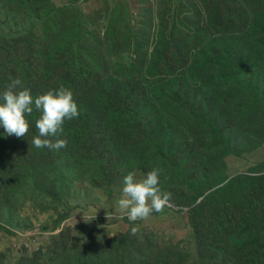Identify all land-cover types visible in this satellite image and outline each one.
I'll use <instances>...</instances> for the list:
<instances>
[{
    "label": "rangeland",
    "instance_id": "374dc122",
    "mask_svg": "<svg viewBox=\"0 0 264 264\" xmlns=\"http://www.w3.org/2000/svg\"><path fill=\"white\" fill-rule=\"evenodd\" d=\"M17 78L79 116L59 151L31 146L34 104L25 137L0 127V264L264 257V0H0V94ZM153 168L170 199L131 222L123 178Z\"/></svg>",
    "mask_w": 264,
    "mask_h": 264
},
{
    "label": "clouds",
    "instance_id": "9594fccd",
    "mask_svg": "<svg viewBox=\"0 0 264 264\" xmlns=\"http://www.w3.org/2000/svg\"><path fill=\"white\" fill-rule=\"evenodd\" d=\"M33 104L41 115L35 126L38 135L34 136L31 146L59 151L67 147L66 139H56L63 133V124L79 116L78 104L73 92L61 85L46 94L33 98L29 89L22 86L17 78L0 94V127L8 136L25 137L29 131L26 115L33 112ZM162 169L153 168L143 178L137 179L135 172H129L123 178L122 196L116 201V211L126 215L131 222L146 220L153 212H160L170 199L159 188ZM108 213V219H109ZM137 228H132L134 235Z\"/></svg>",
    "mask_w": 264,
    "mask_h": 264
},
{
    "label": "trees",
    "instance_id": "16d2710c",
    "mask_svg": "<svg viewBox=\"0 0 264 264\" xmlns=\"http://www.w3.org/2000/svg\"><path fill=\"white\" fill-rule=\"evenodd\" d=\"M17 42H18V41H16L15 43L17 44ZM20 42H22V47H21L20 53H29V52L31 51V47H25V46H24L25 41H24L23 39L19 40V43H20ZM3 53H4V52H3ZM252 206H253L254 208H256V209H261V208L264 209V206H262L261 203L256 204V205H252ZM223 207H225V208H227V209H231V208H232V207H230V205H226V206H223ZM227 213H230V212L228 211ZM248 214H249V213H248ZM248 214H243V215L248 216ZM243 215H242V216H243ZM242 216H241V217H242ZM248 217H249V218H253V219L255 218V216H254V217H250V216H248ZM261 217L264 219V213H263V215H262ZM252 221H253V220H252ZM250 223H251V222H248V220H246V226H249ZM251 235H254V236H260L258 230H257V231H254L253 233H251ZM251 235H250V236H251ZM247 244H250L251 248L255 249V251L259 248V245H260L258 242L248 240V241L243 245V247H242L243 250L245 249V247L247 246ZM261 250H262V252L264 253V249H261ZM249 258H255V259H257L258 262H260L261 259H263V261H264V257H263V256H260L259 253L257 252V253H254V254L250 255L249 257H247V258H246V259H247L246 262H244L243 264H255V262H254L253 260H249ZM262 264H264V262H262Z\"/></svg>",
    "mask_w": 264,
    "mask_h": 264
}]
</instances>
